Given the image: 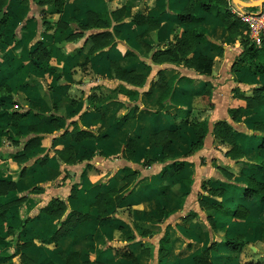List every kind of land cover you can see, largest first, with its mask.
I'll use <instances>...</instances> for the list:
<instances>
[{
	"label": "rangeland",
	"instance_id": "374dc122",
	"mask_svg": "<svg viewBox=\"0 0 264 264\" xmlns=\"http://www.w3.org/2000/svg\"><path fill=\"white\" fill-rule=\"evenodd\" d=\"M50 1L9 0L11 21L0 25V86L6 83L13 92L10 100L0 97V179L16 183L0 196V203L10 204L0 218V264H133L124 258L127 250L139 264H199L194 257L213 245L212 264H261L256 258L264 259L262 226L246 220L243 231L229 230L231 221L216 208L219 202L229 205L230 181L241 182L239 176L233 178L241 175V165L229 171L225 155L234 147L231 140L241 150V161L246 140L264 133V124L256 125L264 122L261 111L255 110L260 104L251 107L239 85L232 91L245 106L236 118L230 109L210 115L214 105L208 91L195 95L189 106L184 85L178 93L173 86L167 108L158 104L161 84L177 85L189 72L182 70L184 63L154 60L158 50L173 46L177 34L183 35L179 26L169 25L168 17L179 1L140 0L137 9L125 8L123 22L113 21L107 11L128 0H63L60 10ZM163 8L168 14L163 12L158 23L138 28L132 21L136 14L147 17ZM90 10L108 24L95 26L97 17H91ZM102 34L113 43L88 59L96 36ZM215 40L219 45L214 46L225 42L222 37ZM39 41L51 51L50 60L41 64L31 53ZM225 62L221 56L215 63L217 85L230 79ZM118 67L146 76L145 84L121 80ZM122 86L138 93L123 94ZM30 108L43 113V119L33 128L29 122L36 120L14 126L13 114ZM200 118H228L238 133L223 139L216 134L218 121L208 123L198 147L194 124ZM81 129L93 131L95 137L77 140L83 137ZM34 136L37 145L26 147ZM132 139L137 141L133 153ZM259 145L249 147L257 152ZM68 147H73L71 162L57 155ZM19 152L26 154L22 164L16 160ZM218 187L225 189L222 197L210 190ZM104 193L112 199L102 200L110 206L108 218L100 221L96 202ZM57 198L65 200L66 211L59 218L46 215L43 208ZM76 212L86 219L76 223ZM229 232L246 235L240 252L226 250Z\"/></svg>",
	"mask_w": 264,
	"mask_h": 264
},
{
	"label": "trees",
	"instance_id": "16d2710c",
	"mask_svg": "<svg viewBox=\"0 0 264 264\" xmlns=\"http://www.w3.org/2000/svg\"><path fill=\"white\" fill-rule=\"evenodd\" d=\"M27 0H23L26 2ZM184 7L178 14L179 24L186 25L187 29L183 35H178L176 37V41L173 46L168 47L166 49L158 50L154 54V60L157 62H173V63H184L185 65L194 68L201 74L211 75L213 71V60L206 56L200 55L198 57H189V55L196 49V47L200 43L206 42L205 30L201 26V23L204 21V17L198 15L196 13V9L199 8L204 13H211L218 17L225 28L228 31V35L230 37L240 36L239 29L244 25L243 22L237 17L236 13L233 12L232 6L230 5L229 0H183ZM9 0H0V25L6 26L11 21V13L6 11V7L8 6ZM45 3V2H42ZM49 4L55 5L57 8H63V0H51ZM129 5H133L132 2H129ZM128 6L125 5L117 10L107 11L109 17L115 22H123L125 8ZM239 8H245L243 6H238ZM247 9V8H246ZM250 9V8H248ZM90 16L97 17L95 21V26H104L107 25V21H102L101 15L95 13L93 11H89ZM99 19V20H98ZM132 21L137 25L141 26L147 23H158L157 18L155 17H146L141 14H136ZM176 26L175 28H177ZM107 34H102L103 38L100 36H96L94 45L89 51L87 57L90 59L95 53L99 52L101 49L110 46L113 43V39H104ZM244 43H246V50L242 54L239 60L234 64V68L236 66L242 67L244 64L248 65L250 70L257 75H264V46L259 48L252 44L248 39H244V36H240ZM246 41V42H245ZM31 53L34 56V61L38 62V64L43 63L44 61H49L51 58V51L45 48L42 41L35 43L32 46ZM159 74L163 75L162 72ZM117 76L121 80H126L135 86H143L146 82L147 77L137 74L133 71H129L127 69L118 67L117 68ZM189 82L192 81L190 78H185ZM121 93L126 95H135L138 93L136 89H129L125 86H122L120 89ZM161 96L158 100V104L160 108L165 109L169 105L172 104V96L175 93V88L173 86L168 85L166 82L161 84ZM255 96L247 98L251 107H254L258 104H264V86L258 87L255 89ZM12 89L8 84H3L0 86V97L4 100L6 97H12ZM16 101V100H15ZM256 102V103H255ZM240 113V108H232L230 110L231 116L236 118V116ZM45 116V115H44ZM53 121L55 116H49ZM43 119V113L35 110L34 108L28 109L26 112H15L13 114V125H19V122H25L26 120H36L35 122H29L32 126L36 125L39 121ZM195 133L197 135L196 146L200 147L203 145L204 137L208 131V123L207 121H199L194 124ZM82 138L81 139H91L95 137V133L90 130H79L78 131ZM235 129L229 124L227 121H219L216 125V134L217 136L226 139L230 136L233 137L235 134ZM263 142L260 145V150L263 151L259 153L257 156V162L251 165L252 172H259L264 175V133L261 135ZM28 145L34 146L38 143L37 136H34L28 140ZM234 142V147L227 152L229 156L233 158H237L241 155V150L239 146ZM137 146V141L132 139L129 142V150L135 151ZM234 152V153H233ZM25 152H19L16 155V160L19 164L23 163V159L25 158ZM57 155L61 160L65 162H71L73 160V147H68L65 149H61L57 151ZM72 155V156H70ZM69 159V160H68ZM147 162L150 163L149 158H147ZM134 170H130V172ZM187 183H191L192 180L185 178ZM16 186V183L9 180L0 179V196H4L8 191L13 190ZM211 192L215 194L223 193V190L218 189H210ZM110 197L109 193L100 194L97 199V207L99 208V220L104 221L108 218L107 209L108 205L102 203L103 199H107ZM110 201L112 199L109 198ZM241 199L245 200L247 203H239L235 208L227 209L223 204H217L216 208L221 209L224 214L229 218H238V219H247L249 216L257 215L260 216L264 211V182L256 179L253 175L247 176V185L243 194L241 195ZM8 204L0 203V218H5L6 213L9 208ZM67 204L63 199L57 198L52 201L51 204L45 206L43 208V212L49 216H57L58 218L62 216V214L66 211ZM76 218L75 222L80 223L84 221L87 217L86 214L82 212L74 213ZM59 226L63 227V221H59ZM262 237L264 238V223L262 224ZM227 245L229 250L240 252L242 247L247 244V238L244 234L239 233H229L226 237ZM213 246H209L202 253L197 254L194 257V260L199 264H212L210 260V251L213 250ZM148 253V250H144ZM75 254V253H74ZM124 258L128 260H132L133 264H139V261L136 256L132 253L131 250H127L124 254Z\"/></svg>",
	"mask_w": 264,
	"mask_h": 264
},
{
	"label": "crops",
	"instance_id": "0c3cea01",
	"mask_svg": "<svg viewBox=\"0 0 264 264\" xmlns=\"http://www.w3.org/2000/svg\"><path fill=\"white\" fill-rule=\"evenodd\" d=\"M128 1L132 2L133 5H129V3H125V5L128 4L127 7L130 6L132 8L137 9L140 6V0H128ZM162 1H167V0H161V2ZM175 1H177V2L179 1L180 5H179V7L173 9L172 11H169L171 13L168 14L166 8L165 9L163 8V10L161 9L158 11H156L157 10L156 9V10H153L152 13H150L152 15H149L147 17H155V18H157V20H159L160 16L162 17V14L164 12L165 16L168 14V17H171V19H169V21L172 23L167 22V24L169 23V25H171L172 27L179 26L180 30L183 31V34H184L187 27L184 24L180 25L179 19H178V14H179V12H181V10L184 7V1L183 0H174V2ZM230 5L232 6L233 12H235L234 9L239 8L238 5H236V4L232 5L230 3ZM250 9H252V8H250ZM257 9H258V7H257ZM6 11L9 12L7 7H6ZM90 11H92V10H90ZM196 13L198 15L204 17V21L201 23V26L205 30L206 42L200 43L196 47V49L189 55V57H198L200 55H206V56L210 57L214 62L212 74L211 75H204V74H201L198 71H196L194 68H187V67H185V65L180 64V65H183V67H184L182 70L189 71V72L186 74L185 77H182L178 81L177 85H174V84H171V85L178 87L177 91H176L177 93L179 91H181V92L183 91V90H180L181 85H184V87H187L184 90L185 91L184 99L185 98L187 99L186 102L189 104V106L192 104V101H193L195 95L202 94L205 91L210 92V99H209L210 102L209 103H210V105H214V109H212L210 115H212L213 113H215L216 115H220L221 113H223V110H229V109L231 110L232 108H242L243 106H245L244 105L245 101L242 97L240 98V97L235 96V94L232 91L233 85H239L240 88H238V91H239V93H241V96H243L245 98L254 97L255 94L253 96V93L255 92V90L253 91V89L264 86V75H257L255 73H253L250 70L248 65L244 64L242 67L236 66V68H234V64L237 62V60L240 59V57L242 56V54L246 50L247 45H246V43H244V41L242 40V38L240 36H243L242 30L245 33H247V28L245 26H243L239 29L240 34H241L240 36L230 37L228 35L227 29L225 28V26L223 25V23L221 22V20L218 17H216L215 15H213L211 13H204L199 8L196 9ZM164 20H166V19H164ZM145 26H146V24L141 25V26H137V27L142 28ZM218 37H222V39H224V41H225L223 44H221V47L218 46L219 43L215 40ZM213 43H217L218 45L216 44L217 46H214ZM221 56H224L226 59V62L224 64L228 63L227 65L229 68V73L225 72V75H228L230 79H229V81L226 80L225 83H223L222 85H217L213 77H214V75H216L215 63L217 62V59L220 58ZM186 77L192 79V81L189 82L187 79H185ZM227 87H229V90H227ZM134 89L137 90V88H134ZM258 106L259 107H256L257 109H255V110H257V112L260 110L261 116L262 115L264 116V104H260ZM207 114H209V112ZM223 115H226V114L224 113ZM213 117L218 118L217 116H213ZM203 119H205V118H203ZM211 119L209 118L208 121L202 120V119L201 120L207 121V123H209V125H211V126L213 124H215L217 121L218 122L219 121H229L228 118H219V119H213V120H211ZM261 122H262V124H264L263 120H260L258 123H256V125L261 124ZM235 131H236L235 135H237L238 132L236 129H235ZM260 137H261V135L259 137L252 136L251 138L249 137L246 140V142L243 146L244 155H243V158H241V161H238L239 159H237V158H233L232 156H229V171H232L231 167H235V166H237V164H240L242 173H241V175L235 174V176L233 177V178H236V176H239L238 178L241 180L240 183L233 181V179L230 181V182H232V184L229 185V205H227V207H226L224 202L218 203V204H223L227 209L235 208L239 203H244V204L247 203L245 200L241 199V195L243 194L244 190L246 189L247 176L248 175H253L256 179L264 182V175H262L259 172H252L251 171V165L257 162L258 154L263 152L260 150V145L263 142V140ZM258 141H259L260 145L258 147L257 152L251 151L252 148L249 147L251 145V143L254 144V143H257ZM228 151L229 150H227L225 152L226 153L225 155H227V156H228V154H227ZM253 153L255 156H253ZM262 155H263V153H262ZM251 156H253V158H251ZM25 166H26V164H25ZM238 185H240V186H238ZM211 189L223 190V193L215 194L214 196L222 197L225 194V189L223 187L211 188ZM232 199H234L236 201H233ZM226 218L229 221H231V224H229L230 225L229 230L233 229V230L237 231L240 228H242L241 231H243L245 229L246 220L257 222L259 226H262V224L264 223V211L260 216L253 214L252 216H249L247 219H238V218H229V217H226ZM229 233H235V232H229ZM236 233L244 234V232H236ZM260 241L264 242V238L261 237ZM225 245H226V250H228L230 253L237 252V251L229 250L228 245H227V240H226ZM202 252H198V254H200ZM256 261L258 263L260 262L262 264L264 262V259L260 258V256H259L256 258Z\"/></svg>",
	"mask_w": 264,
	"mask_h": 264
},
{
	"label": "built area",
	"instance_id": "2783aa9c",
	"mask_svg": "<svg viewBox=\"0 0 264 264\" xmlns=\"http://www.w3.org/2000/svg\"><path fill=\"white\" fill-rule=\"evenodd\" d=\"M237 17L247 28L249 40L256 47L264 46V3L255 10L238 8Z\"/></svg>",
	"mask_w": 264,
	"mask_h": 264
},
{
	"label": "water",
	"instance_id": "95a60500",
	"mask_svg": "<svg viewBox=\"0 0 264 264\" xmlns=\"http://www.w3.org/2000/svg\"><path fill=\"white\" fill-rule=\"evenodd\" d=\"M233 2L234 4L244 6L245 8H257L264 3V0H233Z\"/></svg>",
	"mask_w": 264,
	"mask_h": 264
}]
</instances>
